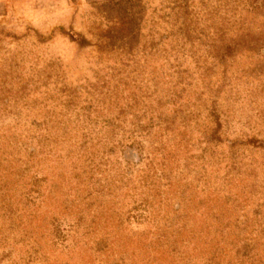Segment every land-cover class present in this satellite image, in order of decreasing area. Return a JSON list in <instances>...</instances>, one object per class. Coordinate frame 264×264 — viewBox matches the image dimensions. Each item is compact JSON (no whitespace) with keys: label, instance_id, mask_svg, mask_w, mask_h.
I'll list each match as a JSON object with an SVG mask.
<instances>
[{"label":"trees","instance_id":"obj_1","mask_svg":"<svg viewBox=\"0 0 264 264\" xmlns=\"http://www.w3.org/2000/svg\"><path fill=\"white\" fill-rule=\"evenodd\" d=\"M231 2L233 11L238 6L249 13L264 11V0ZM189 7L177 4L169 21L179 26L171 37L186 44L196 40L187 22ZM112 20L113 33L100 35V41L127 40V23ZM151 22L141 51L133 45L98 47L100 55L90 63L101 62L104 53L114 64L93 71L92 82L70 86L51 64L5 90L1 112L11 120L0 132V261L264 264V242L256 240L264 228L231 230L211 199L199 196L209 192L208 169L217 162L214 155L225 136L221 120L232 114L220 109L212 91L230 93L250 80L264 90V53L250 56L256 61L251 68H238L236 59L264 51V29L236 34L227 46L211 37L205 57L190 56L196 70L191 72L177 63L180 51L159 49L158 23ZM192 73L200 74L196 81ZM37 102L54 109L34 117L23 113ZM78 105L89 109L78 111ZM126 149L136 150L141 168L119 161L116 153ZM15 247L17 262L11 260Z\"/></svg>","mask_w":264,"mask_h":264},{"label":"rangeland","instance_id":"obj_2","mask_svg":"<svg viewBox=\"0 0 264 264\" xmlns=\"http://www.w3.org/2000/svg\"><path fill=\"white\" fill-rule=\"evenodd\" d=\"M118 1L0 0V99L7 96L5 90L10 85L15 86L21 78L31 75L34 69L39 68L40 72L41 68L51 64L60 68L59 74L66 77L70 86L85 85V79L92 82L93 71L114 64L104 53L101 55V62L90 63L95 60L93 56L100 55L98 47L102 45L114 50L116 47L133 45L136 51H141L149 42L152 19L159 27L155 29L156 41L162 37L159 49L180 51L175 56L178 58L177 63L191 72L196 71L192 58L202 55L205 57L204 52L210 49L211 37H220L221 43L227 46L230 38L236 37V34L251 31L257 35L264 29H261L264 26L262 9L249 13L238 6V10L233 11L231 0H122L120 5H114ZM186 2L190 4L187 22L193 31L192 38H196L187 44L171 37L170 31L175 33L179 26L169 23L173 15L172 8ZM262 2L263 0H258L257 4ZM114 17L127 23L124 35L127 40L111 41L109 38L101 42L100 35L110 37L113 33ZM258 52L264 53L256 50L254 53L242 54L241 58L238 56V68L249 64L250 68L254 67L255 58L250 59V56L254 57ZM175 57H171V61ZM139 60L143 62V59ZM208 61L211 59L208 58ZM201 64L199 61L197 65L201 67ZM191 75L195 80L200 74ZM211 80L214 82L216 77ZM248 83L240 84L238 89L230 93L227 89L220 93H215L214 89L212 91L213 95L219 96L217 104L220 109L229 108L232 117L227 121L223 118L221 120L219 127L225 136H220L222 144L214 155V161L217 162L208 169L209 192L199 195L211 199L210 203L215 206L216 211L222 213V221L228 223L231 230L234 226L252 229L261 225L264 228V90H261L263 84L259 82L250 80ZM15 94L17 93L13 95ZM230 94L234 95V100L229 103ZM38 95H31L30 98H39ZM81 97L84 98V94ZM1 107L0 105V132L11 120L4 119ZM28 109H24L23 113L29 112L34 117L50 114L54 107L37 102L33 109ZM88 109V106H76L78 111L87 112ZM245 122L246 126H243ZM145 148L147 145L144 143V153ZM119 152L116 153L119 161L122 157L135 163L134 168L144 165L139 161L136 150L126 149L125 154ZM179 164L182 165L183 161ZM173 176L176 180L179 179ZM197 198H200L198 194ZM236 221L244 224L239 225ZM256 240L264 242V233ZM19 254L16 247L12 249L11 260L17 262ZM7 262L0 261V264Z\"/></svg>","mask_w":264,"mask_h":264}]
</instances>
